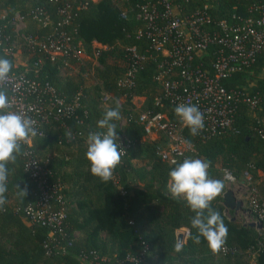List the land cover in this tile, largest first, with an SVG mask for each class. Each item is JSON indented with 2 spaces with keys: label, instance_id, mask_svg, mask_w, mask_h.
Here are the masks:
<instances>
[{
  "label": "trees",
  "instance_id": "1",
  "mask_svg": "<svg viewBox=\"0 0 264 264\" xmlns=\"http://www.w3.org/2000/svg\"><path fill=\"white\" fill-rule=\"evenodd\" d=\"M78 2L82 3V0L74 2L75 5ZM142 2L99 0L80 10L75 9L72 0H0V10H7L8 15L18 11L24 16L28 36H34L35 30L43 31L33 25L32 9L40 7L53 18L57 10L71 6L70 28L61 29L65 32L71 29L74 36L71 44L79 51L85 49L89 52L93 66L89 74L84 60L55 58L51 62L48 56L36 49L30 50L14 37L12 40L20 43L18 56L23 59V65H18L11 55L14 50L10 54L1 51L3 45H7L1 41L0 58L13 64L9 74H23L37 83L39 91L45 86L50 87L55 97L65 104L77 98V107L60 121H53L49 116L42 122L41 115L38 116L35 120L37 136L29 140L28 146L22 145L15 163L8 165L7 203L0 210V264H264V224L257 231L248 224L225 218L221 206L225 187L210 205L220 213L228 228V238L222 246L225 251L213 252L203 239L199 244L193 242L195 230L191 228L190 218L194 213L183 198L174 199L167 187L169 172L183 160L173 165L161 160L157 154L159 141L146 138L142 128L133 122L137 110H134L132 99L142 98L141 112L160 114L165 121L180 125L174 108L162 99L160 87L153 80L160 57L147 50L145 40L135 41L132 36L134 31L142 28L133 20ZM171 2L184 14L205 5L207 15L214 21L242 14V8L247 4L240 0ZM237 6L241 11L232 9ZM121 14L125 19L119 18ZM3 27L0 20V35L6 36L8 29ZM92 43L101 48H94ZM130 45L136 46L140 53L147 51L133 75V87L121 89L116 86V80L130 65L125 52ZM213 50L214 47H209L204 56L195 59V63L209 70ZM37 59L41 63L33 68ZM263 68L264 56H261L249 70L220 82L225 90H230L239 89L251 80L254 92L260 95L262 102L261 110L255 115L238 106L231 129L207 139L191 136L185 126L179 129L180 135L193 149L186 158L210 161V178L221 180V170H226L237 181L242 172H247L250 184L262 195L264 187L253 182L258 175H264V142L254 131L261 125L259 121L264 120V80L255 77ZM103 94L109 96L106 105L100 104ZM49 98V95L40 99L31 94L27 101L40 99L43 109L53 114L55 109L49 106ZM156 98L161 100V106H155ZM117 102L121 115V119L115 121L117 134H123L128 148L114 171L113 179L103 183L89 171L85 141L89 133L101 131L97 127L98 120ZM121 120L125 123L120 127ZM69 129L73 134L71 140L66 136ZM25 151H29L48 172V184L60 188L64 209L62 235L54 234L50 238L48 229L24 219V209L34 206L37 201L35 185L23 171L22 154ZM16 185L27 188L24 199L17 195ZM179 230L185 232V238L178 247L175 232ZM45 243H48L47 255L43 247Z\"/></svg>",
  "mask_w": 264,
  "mask_h": 264
},
{
  "label": "built area",
  "instance_id": "2",
  "mask_svg": "<svg viewBox=\"0 0 264 264\" xmlns=\"http://www.w3.org/2000/svg\"><path fill=\"white\" fill-rule=\"evenodd\" d=\"M51 2L52 0H48ZM99 0H82L75 3V9H84L88 3H96ZM247 3L242 8V14L231 15L227 20L214 21L207 15V6L196 8L194 11L184 14L174 7L171 0H143L137 8L133 20L141 24L142 28L132 33L135 41L145 40L148 43L147 50L160 57L156 64L157 73L153 77L154 82L160 87L162 99L175 108L178 104L197 105L204 115V129L197 135L201 138H211L230 130L234 115L238 106L246 112L255 115L261 110L262 102L258 93L254 92L251 80H248L239 89L225 90L220 82L233 74L249 70L258 57L264 56V0H240ZM233 7L234 11L241 9ZM71 6H65L55 12L51 17L49 12L34 8L30 11V18L37 29L34 36L26 35L27 22L24 16L14 11L8 15L7 10H0V20L8 29V35H0L3 45L1 51L12 56L20 52V43L12 38H17L25 43L30 50H38L49 57L52 62L55 58H72L82 60L78 49L71 43L73 35L71 29L63 31L61 28H70ZM58 18V19H56ZM120 19H125L121 14ZM45 29V30H44ZM39 34H41L39 36ZM94 45V46H93ZM94 48H101L92 43ZM209 47H214L212 61L209 70H206L196 61L204 56ZM147 50L140 53L136 46L125 48L130 62L127 70L117 78L116 86L121 89L133 87V75L138 64L144 61ZM95 55V54H94ZM92 54V56H94ZM41 63L37 59L32 67L36 68ZM264 80V68L255 76ZM37 83L28 80L23 74H9L8 80L0 83V90L7 92L10 108L7 110L27 113L34 121L38 116L42 122L51 116L53 121L66 118L77 107V98L69 104L57 99L53 90L45 86L38 90ZM31 94L37 98L49 95L48 104L55 109L53 114L45 111L40 99L33 102L27 101ZM142 98H133L132 101ZM109 96L103 94L100 104L106 105ZM132 103V102H131ZM134 106V105H133ZM155 106H161V100L155 99ZM137 110L133 116V122L142 128L146 138L157 139L159 148L157 154L168 165H173L179 160H184L187 155L193 153L191 144L186 142L179 133L184 127L180 121L175 126L165 121L163 115H150L147 112ZM45 111V112H44ZM123 124L124 120H121ZM260 126L255 128L257 137L264 142V120L259 121ZM37 125L35 121V126ZM30 141L22 145H29ZM124 151L128 148V142L118 140ZM23 171L35 185L37 201L34 206L26 207L23 211L24 219L40 227L48 229V237L62 235L61 227L64 220V209L59 187L50 186L47 182L48 172L29 151L23 152ZM240 176L244 180L245 200L248 204L254 222L264 224V199L257 189L249 183L247 172ZM221 181L224 186L236 185L234 176L221 170ZM56 206L57 208H53ZM264 234V230L262 232ZM52 240V239H51ZM48 243L43 245L46 249ZM225 251L224 248L221 249ZM94 257V256H92Z\"/></svg>",
  "mask_w": 264,
  "mask_h": 264
},
{
  "label": "clouds",
  "instance_id": "3",
  "mask_svg": "<svg viewBox=\"0 0 264 264\" xmlns=\"http://www.w3.org/2000/svg\"><path fill=\"white\" fill-rule=\"evenodd\" d=\"M13 68L10 60L0 58V83L8 80ZM10 102L5 91L0 90V210L7 203L6 192L10 171L8 165L15 163L21 154L22 144L37 136L35 121L27 113L7 110ZM175 115L189 129L191 136L198 135L204 129V115L194 104H178L174 108ZM121 119L120 106L105 110L98 120L97 127L101 131L89 133L86 138L85 159L88 161L90 173L107 183L113 179L114 171L121 163L124 149L118 142L117 124ZM68 139L73 138L72 131H66ZM210 161L200 158H185L175 164L169 172L168 191L174 199L183 198L194 216L190 218L191 228L195 230L193 242L199 244L205 240L213 252H218L226 244L228 228L222 216L210 205L222 192L224 184L219 179L209 177ZM19 190L17 195L24 199L27 188Z\"/></svg>",
  "mask_w": 264,
  "mask_h": 264
},
{
  "label": "rangeland",
  "instance_id": "4",
  "mask_svg": "<svg viewBox=\"0 0 264 264\" xmlns=\"http://www.w3.org/2000/svg\"><path fill=\"white\" fill-rule=\"evenodd\" d=\"M94 46V45H93ZM80 56H81V58H82V60H84V61H86V69L88 70V72H89V74L92 72V69H93V66L91 65V60H90V56H89V52H87L85 49L83 50V51H81V53H80ZM63 72V70H61V73ZM93 88H92V86L90 85L89 86V90L91 91ZM141 104H142V100L141 99H138V100H136V99H134L133 101H132V105H134L135 107H137L138 109H140V107H141ZM121 126H123V122L122 121H120V127ZM117 136H118V140H124V136H123V134H121V133H119V134H117ZM136 163V162H135ZM216 168H218V166L216 165L215 166ZM248 177H249V175H248ZM258 177V179L255 181V182H253L254 184H262L263 186H264V175H258L257 176ZM251 181H249V183H250ZM244 184V180H243V178L241 177V176H238L237 177V182H236V185H234V186H224L226 189L225 190H229V191H231V192H233V191H235L238 187H239V184ZM252 184V183H251ZM242 193H243V196H245V189H243L242 190ZM247 208H248V206H247ZM241 217V216H240ZM225 218H227V219H231V218H234V216L231 214V213H226V215H225ZM243 219V218H242ZM241 222H247V220H245V219H243V220H241ZM178 233H180V234H183V238H185V232H183V230H179V231H176L175 232V235L176 234H178ZM100 238H102V236L100 237ZM184 243V241L182 240V242H181V244L180 245H182ZM177 245V244H176ZM180 245H177L178 247L180 246ZM154 258V257H153Z\"/></svg>",
  "mask_w": 264,
  "mask_h": 264
},
{
  "label": "water",
  "instance_id": "5",
  "mask_svg": "<svg viewBox=\"0 0 264 264\" xmlns=\"http://www.w3.org/2000/svg\"><path fill=\"white\" fill-rule=\"evenodd\" d=\"M221 206L223 207L224 213L232 212L234 218H238V215L241 213L242 203L235 199L231 191L225 190L221 195ZM234 218H231L230 220L233 221ZM248 226L257 231L261 230L260 222H253L248 224ZM182 240L184 241L183 234L178 233L175 235V243L177 245H180Z\"/></svg>",
  "mask_w": 264,
  "mask_h": 264
},
{
  "label": "crops",
  "instance_id": "6",
  "mask_svg": "<svg viewBox=\"0 0 264 264\" xmlns=\"http://www.w3.org/2000/svg\"><path fill=\"white\" fill-rule=\"evenodd\" d=\"M14 59H15V63L16 64L23 65V59L19 58L18 55H15ZM258 185H261V187H264L262 184H258ZM243 186H244L243 184H239V187L235 191L232 192L233 196L235 197V199L242 203L241 213L238 215V218H234L233 221H237V222H240V223H243V224H250V223H253L254 221H253V217H252V215L250 213L249 207L247 208L248 204H247V202H246V200H245V198L243 196V193H242V190L244 189ZM257 191L259 192V195L261 196V198L264 199V195H262V192L260 193V191L258 189H257ZM228 213L232 214V212H228ZM223 215L225 216L226 213L223 212ZM242 218L247 220V222H241V220H243Z\"/></svg>",
  "mask_w": 264,
  "mask_h": 264
}]
</instances>
